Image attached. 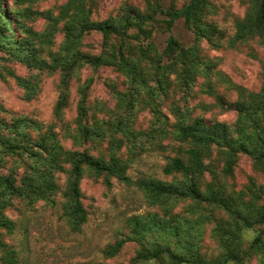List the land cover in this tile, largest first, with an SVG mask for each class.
Instances as JSON below:
<instances>
[{
  "label": "trees",
  "instance_id": "trees-1",
  "mask_svg": "<svg viewBox=\"0 0 264 264\" xmlns=\"http://www.w3.org/2000/svg\"><path fill=\"white\" fill-rule=\"evenodd\" d=\"M16 3L10 5L11 15L7 14L6 3L0 0V51L29 69L39 71H61L63 86L68 88L76 70L85 64L92 67L111 66L121 72L133 83V99L126 102L122 93L116 90L118 98L126 103L124 113L111 115L108 119L93 115L87 104L88 91L93 79L87 80L81 87V99L78 105L76 123L79 135L76 140L110 141L109 158L98 157L88 150L66 149L50 126L46 131L43 123L29 117H19L10 123L0 122V207L11 206L19 198L28 204L38 200H50L60 190L57 174L68 175L64 190L65 213L70 225L80 230L88 219V213L82 203L80 181L89 173L94 176L117 178L132 184L127 168L131 159H123L118 151L122 147L117 133L133 143L138 139L160 136L170 141L173 148H178V155L169 158L164 167L166 175L173 176L172 181L157 178H142L135 184L145 194L153 206L164 210L169 219L161 218L155 213L153 218L141 223L133 221L134 228L128 239L143 243L146 233L162 230L181 246V251L170 246H157L141 250L127 264H149L150 260L167 259L171 264H243L253 255H261L264 260V229L258 233L246 248L244 232L247 228L264 224V206L253 202L248 205L237 204L226 199L213 185L203 188L202 178L207 171L215 173L207 162L216 150L224 163L222 172L232 174L241 153L249 154L257 167L264 171V87L260 91H251L235 85L219 70L215 62L203 56L199 41L206 39L212 46L221 47V38L217 37L215 25L206 20L210 4L207 0H191L182 8H164L159 2L147 0L150 12L127 4L124 13L104 20L91 18L92 8L87 0H68L55 14L52 11L37 12ZM34 2L36 0H28ZM10 4V2H7ZM246 15L237 21V30L230 44L243 43L259 39L264 45V0H248ZM158 14H164V29L170 32L166 47L159 52L153 42L144 44L143 38H151L154 28L151 22L157 20ZM43 15L49 22L43 31H36L28 21L32 16ZM178 19H184L188 28L194 30L196 41L192 45L183 44L171 30ZM63 23L65 42L59 51L52 49L56 31ZM19 30L20 37H14ZM91 32L103 35L105 49L99 54H92L81 49L83 37ZM114 36L119 37L120 44L111 45ZM1 58V56H0ZM8 73L14 75L11 70ZM15 76V75H14ZM213 76L237 91L234 102H229L218 94ZM0 77L5 74L0 71ZM18 84L25 90L27 99L35 95L37 84L21 76H15ZM204 77V91L216 97V105L233 108L238 117L233 126L224 122H211L201 116H193L190 109L183 110L172 102V112L176 121L169 129L170 118L161 109L164 101L173 93L189 91L198 78ZM146 98L141 97L142 92ZM137 103L142 105L134 111ZM68 105V94L64 93L56 106V117L62 118ZM204 104V107H212ZM150 108L155 116V125L149 131L138 130L133 122L138 112ZM39 130L34 136L31 130ZM175 143V144H174ZM12 162L11 164H8ZM22 169V170H21ZM180 175L181 179L177 176ZM191 199L201 202L217 203L230 216L226 221L218 222L212 232L222 247L217 259L209 260L202 255L194 234L188 230L187 219L179 213L172 214L178 200ZM157 219V221H156ZM206 215L197 220L204 224ZM186 224V225H185ZM0 228L14 232L16 224L6 216L0 217ZM188 238V239H187ZM126 239L118 241L106 250L109 256L116 255L125 244ZM2 264H20L18 251L0 241ZM166 264V263H163Z\"/></svg>",
  "mask_w": 264,
  "mask_h": 264
},
{
  "label": "rangeland",
  "instance_id": "rangeland-1",
  "mask_svg": "<svg viewBox=\"0 0 264 264\" xmlns=\"http://www.w3.org/2000/svg\"><path fill=\"white\" fill-rule=\"evenodd\" d=\"M6 3V11L11 15L10 5L20 3L21 0H3ZM68 0H25L23 7L31 8L37 12L52 11L57 13L61 6ZM92 8L93 20H104L124 13L127 4L135 6L142 12H150L147 0H87ZM159 2L166 9L182 8L191 0H151ZM210 7L206 20L215 25L216 36L221 38V47L212 46L206 39L199 41L202 54L207 59L215 62V69L224 73L235 85L242 86L251 91H260L264 87V45L259 39H251L243 43L231 45V39L237 30V21L242 19L248 9V0H207ZM7 2H10L7 3ZM164 14H158L157 20L151 22L154 28L151 38H143L146 45L153 42L159 52H162L167 44L170 32L164 29ZM36 31H43L49 22L43 15L32 16L28 21ZM63 23L56 31L52 49L59 51L65 42ZM14 37H20L19 30H15ZM183 44L189 46L196 41L194 30L188 28L184 19H178L171 30ZM119 45V37L114 36L111 45ZM81 49L92 54H99L105 49L103 35L100 32L86 34L82 40ZM0 71L5 77H0V122L10 123L19 117H29L43 123L46 131L50 126L57 133L58 139L69 150H88L91 154L108 159L110 155V141L91 140L77 141L79 129L76 123L78 105L81 99L80 87L89 79L93 82L88 91L87 104L90 107L89 115L105 117L124 113L127 110L123 99L118 98L116 90L122 93V98L133 99L135 91L133 83L121 72L111 66L92 67L85 64L74 73L68 88L63 86V74L57 70L54 72L29 69L22 63L12 60L7 53L0 51ZM11 70L15 76H21L33 80L36 84L35 95L27 99L25 90L18 84L14 75L8 73ZM214 86L218 94L223 95L229 102L237 99L236 90L213 76ZM206 80L198 78L195 85L187 92L179 90L172 97L164 101L161 109L170 118L169 129L172 122L176 121L172 112V102L183 110L190 109L193 116H201L211 122H224L231 126L235 123L238 113L233 108L216 105L214 95L204 91ZM68 94V105L64 109L62 118L56 117V106L61 96ZM146 98V93H141ZM204 104H212V107H204ZM142 105L137 103L134 111H138ZM155 116L150 108L138 112L134 118V126L138 130L149 131L155 125ZM34 136H38L39 130H31ZM121 139L122 147L118 154L123 159H131L127 168V174L133 183L127 184L117 178L106 176H94L85 173L80 181L82 203L85 206L88 219L80 230H75L67 219L65 213L64 190L67 187L68 175L57 174L60 190L51 196L50 200L41 199L34 204L16 198L12 205L0 207V217L6 216L16 224L14 232L0 228V241L15 248L19 253L20 264H127L142 247L151 248L170 246L181 251L186 245L176 243L175 237L162 232V230L146 233L143 243L134 239H128L134 228L133 221L141 223L148 221L155 213L161 218L169 219L164 210L153 206L148 202L145 194L139 189L135 181L142 178H157L164 181H172L173 176L164 173V167L169 158L178 155V148H173L166 138L144 137L138 139L135 147L122 133H117ZM175 144V143H174ZM212 163L215 173L207 171L203 178V188L208 184L213 185L221 194L231 202L243 206L249 202L257 206H264V171L257 167L254 159L246 153L238 156V161L232 174L225 175L222 170L224 163L215 150L212 157L207 160ZM12 162L8 163L11 164ZM22 170V169H21ZM181 179V176H177ZM175 203L172 214L179 213L186 218L188 230L194 234L202 255L209 260L217 259L222 252V247L213 235L214 226L220 221L230 218L229 214L217 203L201 202L197 204L191 199L178 200ZM205 214L206 221L202 225L196 222L199 216ZM157 221V219H156ZM158 222V221H157ZM186 225V224H185ZM264 229L263 225L247 228L244 232V242L247 248L254 237ZM126 239L122 249L114 256H109L106 250L118 241ZM188 239V238H187ZM2 250L0 249V256ZM171 264L167 259L150 260L149 264ZM0 264L2 262L0 261ZM147 264V263H143ZM243 264H264L261 255H253Z\"/></svg>",
  "mask_w": 264,
  "mask_h": 264
}]
</instances>
